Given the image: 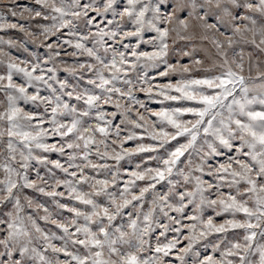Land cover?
I'll return each mask as SVG.
<instances>
[{
  "label": "snow or ice",
  "instance_id": "snow-or-ice-1",
  "mask_svg": "<svg viewBox=\"0 0 264 264\" xmlns=\"http://www.w3.org/2000/svg\"><path fill=\"white\" fill-rule=\"evenodd\" d=\"M0 264H264V0H0Z\"/></svg>",
  "mask_w": 264,
  "mask_h": 264
},
{
  "label": "rangeland",
  "instance_id": "rangeland-1",
  "mask_svg": "<svg viewBox=\"0 0 264 264\" xmlns=\"http://www.w3.org/2000/svg\"><path fill=\"white\" fill-rule=\"evenodd\" d=\"M22 3L27 2V0H21ZM153 107H158L157 105H153Z\"/></svg>",
  "mask_w": 264,
  "mask_h": 264
}]
</instances>
